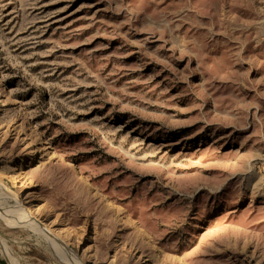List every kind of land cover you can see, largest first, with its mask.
<instances>
[{
    "label": "rangeland",
    "instance_id": "374dc122",
    "mask_svg": "<svg viewBox=\"0 0 264 264\" xmlns=\"http://www.w3.org/2000/svg\"><path fill=\"white\" fill-rule=\"evenodd\" d=\"M0 264H264V0H0Z\"/></svg>",
    "mask_w": 264,
    "mask_h": 264
},
{
    "label": "bare ground",
    "instance_id": "6f19581e",
    "mask_svg": "<svg viewBox=\"0 0 264 264\" xmlns=\"http://www.w3.org/2000/svg\"><path fill=\"white\" fill-rule=\"evenodd\" d=\"M34 152H39V149H38V148H35V149H34ZM41 162H42V163H41V166H45V165L49 164L50 161H49V158H46V159L42 160ZM29 211H31V210L29 209ZM31 212H32V211H31ZM31 212H29V213H30L31 217L34 218V215H33L34 212H33V214H32ZM37 220H38V219H37ZM46 228H47V227H45V232H47V231H46Z\"/></svg>",
    "mask_w": 264,
    "mask_h": 264
}]
</instances>
